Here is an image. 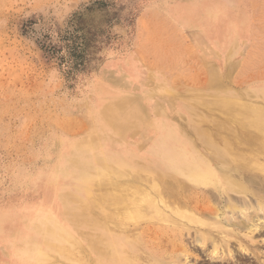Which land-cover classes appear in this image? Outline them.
I'll return each instance as SVG.
<instances>
[{
    "label": "rangeland",
    "instance_id": "374dc122",
    "mask_svg": "<svg viewBox=\"0 0 264 264\" xmlns=\"http://www.w3.org/2000/svg\"><path fill=\"white\" fill-rule=\"evenodd\" d=\"M29 3L60 7L39 14L27 9ZM209 4L225 7L227 18L207 17L202 6ZM218 27L231 29L234 41ZM72 47L86 48L83 68L63 61ZM128 68L146 82L153 96L150 109L177 128H188L190 137L198 138L209 110H222L216 99L264 107V0H0V236L19 231L10 252L2 251L13 264H94V189L88 183L89 190L73 197L53 176L63 153L111 150L106 145L120 133L96 108L102 105L104 115L117 96L138 95L148 105ZM219 84L240 95L226 96ZM186 88L195 92L193 98L181 96ZM232 108L238 110L237 104ZM153 136L139 139L146 141V151ZM118 147L110 151L114 156L105 160V169L123 152ZM101 167L87 165V181L95 180ZM47 210L62 220L68 238L39 218L48 219ZM22 235L26 238L19 240ZM254 240L264 252L263 229ZM186 244L174 243V252L186 249L183 257L191 264L208 260L210 242L205 253Z\"/></svg>",
    "mask_w": 264,
    "mask_h": 264
},
{
    "label": "bare ground",
    "instance_id": "6f19581e",
    "mask_svg": "<svg viewBox=\"0 0 264 264\" xmlns=\"http://www.w3.org/2000/svg\"><path fill=\"white\" fill-rule=\"evenodd\" d=\"M209 5L202 6L207 17L227 18L225 7ZM229 24L237 28L234 22ZM217 30L234 41V35L228 33L231 29L218 27ZM128 72L137 83L139 94L148 98V105L138 95L117 96L113 98L115 104L104 109V115L102 105L93 110L106 115L108 127L120 133L110 142L104 141L111 143L105 145L111 150L119 146L123 152L107 162L105 169V160L114 156L111 150H71L57 159L53 176L63 180V186L73 197L89 190L88 183L94 189V264H191L189 257H183L184 252L188 255L186 249L174 252L176 242L184 248L190 242L203 253L208 252L205 248L210 242L212 250L208 260L198 264H264V252L254 240L255 233L264 231V107L253 109L238 99L230 101L229 97H221L223 101L216 99L222 110H209L206 126L198 130V138L190 137L188 128L178 127L183 135L169 118L150 109L153 96L150 97L146 82L139 79L134 69L128 68ZM222 89L220 92H228L226 96L240 95L229 88L224 91L220 85ZM184 90L181 91L183 98L194 97L195 92L189 94L188 88ZM213 95L220 96L217 92ZM101 97L106 107V98ZM236 104L238 110L232 108ZM197 115L194 113L193 119H199ZM134 133H142L140 138L155 136L149 150H145L146 141L134 137ZM117 140L120 143L115 146ZM87 165L102 166L104 172L98 171L95 180L87 181ZM39 218L46 219L49 227L59 226L60 237L68 238L58 216L52 213L48 219L43 215ZM4 226L8 224L4 222ZM11 230L0 236L1 252L3 247L8 249L14 245L12 240L19 231ZM17 238L22 240L26 235ZM14 251L27 254L21 249ZM6 252L1 253L0 264H13L3 257Z\"/></svg>",
    "mask_w": 264,
    "mask_h": 264
},
{
    "label": "trees",
    "instance_id": "16d2710c",
    "mask_svg": "<svg viewBox=\"0 0 264 264\" xmlns=\"http://www.w3.org/2000/svg\"><path fill=\"white\" fill-rule=\"evenodd\" d=\"M86 48L82 51H78L77 47H72L68 53L64 55V62L72 68H83L86 66ZM69 55V57H67Z\"/></svg>",
    "mask_w": 264,
    "mask_h": 264
},
{
    "label": "clouds",
    "instance_id": "9594fccd",
    "mask_svg": "<svg viewBox=\"0 0 264 264\" xmlns=\"http://www.w3.org/2000/svg\"><path fill=\"white\" fill-rule=\"evenodd\" d=\"M60 6L57 4H38L35 7L31 3L27 5V9L39 13V14H48L53 9H59Z\"/></svg>",
    "mask_w": 264,
    "mask_h": 264
}]
</instances>
